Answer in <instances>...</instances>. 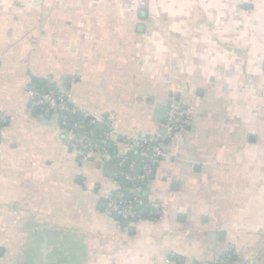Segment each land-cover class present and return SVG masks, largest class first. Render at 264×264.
<instances>
[{"label":"crops","instance_id":"crops-1","mask_svg":"<svg viewBox=\"0 0 264 264\" xmlns=\"http://www.w3.org/2000/svg\"><path fill=\"white\" fill-rule=\"evenodd\" d=\"M54 86L114 114L109 160L29 106ZM172 94L191 118L141 190L162 213L109 218L107 162L138 169L122 140L160 139ZM2 116L0 264H264V0H0Z\"/></svg>","mask_w":264,"mask_h":264},{"label":"built area","instance_id":"built-area-1","mask_svg":"<svg viewBox=\"0 0 264 264\" xmlns=\"http://www.w3.org/2000/svg\"><path fill=\"white\" fill-rule=\"evenodd\" d=\"M70 93L59 87H49L37 95H31L29 106L42 109L58 122L62 143L77 151L79 160H96L102 163L110 159L109 143L116 133L114 114H90L69 106ZM191 110L179 101L175 94L169 97L165 106L162 137L156 134L128 135L122 140L120 155L129 154L131 164L138 169H129L122 157L115 161L116 181L102 193L104 214L109 218L136 224L141 219V211L149 210L152 216L162 213V204L141 195L143 185L152 179L153 162L165 157V146L188 124ZM3 120V116L0 118ZM231 251V248L228 249ZM220 261L228 263V258ZM170 264V260H166Z\"/></svg>","mask_w":264,"mask_h":264},{"label":"water","instance_id":"water-1","mask_svg":"<svg viewBox=\"0 0 264 264\" xmlns=\"http://www.w3.org/2000/svg\"><path fill=\"white\" fill-rule=\"evenodd\" d=\"M47 88H44V91H46ZM70 106V104H69ZM37 110V109H36ZM162 113H163V107L160 106L158 107L157 109V112H156V118L159 120L161 119V116H162ZM47 115H49L47 113ZM163 132V131H162ZM115 169H116V165L112 162H107L106 166H105V174L108 175V176H112L113 173L115 172Z\"/></svg>","mask_w":264,"mask_h":264},{"label":"trees","instance_id":"trees-1","mask_svg":"<svg viewBox=\"0 0 264 264\" xmlns=\"http://www.w3.org/2000/svg\"><path fill=\"white\" fill-rule=\"evenodd\" d=\"M134 170V169H133ZM231 257H232V255L230 254V253H226V254H224L220 259H226V258H228V263H226V264H229L230 263V260H231ZM225 264L224 262H222L221 261V264Z\"/></svg>","mask_w":264,"mask_h":264},{"label":"rangeland","instance_id":"rangeland-1","mask_svg":"<svg viewBox=\"0 0 264 264\" xmlns=\"http://www.w3.org/2000/svg\"><path fill=\"white\" fill-rule=\"evenodd\" d=\"M109 160V159H108Z\"/></svg>","mask_w":264,"mask_h":264}]
</instances>
